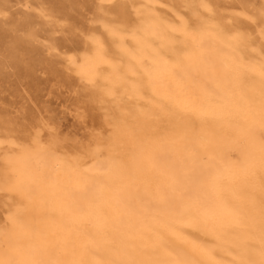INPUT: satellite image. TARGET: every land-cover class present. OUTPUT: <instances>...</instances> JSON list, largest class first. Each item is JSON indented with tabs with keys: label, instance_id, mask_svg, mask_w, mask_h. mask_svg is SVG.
Instances as JSON below:
<instances>
[{
	"label": "bare ground",
	"instance_id": "obj_1",
	"mask_svg": "<svg viewBox=\"0 0 264 264\" xmlns=\"http://www.w3.org/2000/svg\"><path fill=\"white\" fill-rule=\"evenodd\" d=\"M102 1L87 18L105 37L56 41L69 22L50 0L20 12L3 45L7 62L25 51L27 76L41 46L57 78L96 86L117 110L85 154L57 124L69 110L58 99L0 120V264H264L259 40L216 16H165L163 0H141L136 23L105 16ZM250 15L264 39V0Z\"/></svg>",
	"mask_w": 264,
	"mask_h": 264
},
{
	"label": "rangeland",
	"instance_id": "obj_2",
	"mask_svg": "<svg viewBox=\"0 0 264 264\" xmlns=\"http://www.w3.org/2000/svg\"><path fill=\"white\" fill-rule=\"evenodd\" d=\"M29 5L24 6L23 0H10L6 2L5 11L0 14V120L25 118L37 108L49 107L55 100L67 106L69 110H61L57 124L62 133L74 135L77 138L76 151L85 154L96 143L95 136L106 137L110 129L105 124L107 115L117 110L112 104V109L99 99L96 86L82 83H70L64 76L57 78L54 75L56 62L53 57H47L41 46L37 45L38 53L34 56L30 68V76L23 73L21 67L26 61L25 51L18 49L14 56L16 61H6L3 45L14 36L17 31L13 29V22L20 16V12L36 15L34 7L49 9L50 0H28ZM214 11L201 10L191 0H163L157 9L165 16H176L174 11L185 17L194 25L197 16L210 18L216 16L227 27H234L241 33H245L250 40H259L261 55L264 56V39L257 33L259 22H252L250 13L260 8L262 0H213ZM81 3V15L78 11H72L68 5ZM137 0H112L102 1V10L105 16L115 19H124L129 23H136L137 9L142 5ZM189 3V4H188ZM251 4V5H250ZM143 7V5H142ZM172 7V8H171ZM197 10V14L192 9ZM54 14L59 18H65L68 25L61 27V31L53 37L56 41L66 36L71 40V48H75L76 40L82 41L88 33L94 32L105 37L100 24H91L87 17L93 16L97 10L93 0H54ZM106 41V40H105ZM44 43V39H40ZM107 43V42H106ZM52 60H54L52 62ZM54 75V76H53ZM45 116V112L41 117ZM14 127V126H13ZM103 141V140H100Z\"/></svg>",
	"mask_w": 264,
	"mask_h": 264
}]
</instances>
